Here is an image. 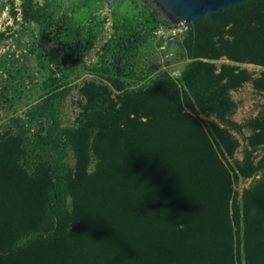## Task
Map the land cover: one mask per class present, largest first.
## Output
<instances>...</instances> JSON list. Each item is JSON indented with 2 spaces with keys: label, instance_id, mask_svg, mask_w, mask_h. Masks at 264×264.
Wrapping results in <instances>:
<instances>
[{
  "label": "trees",
  "instance_id": "16d2710c",
  "mask_svg": "<svg viewBox=\"0 0 264 264\" xmlns=\"http://www.w3.org/2000/svg\"><path fill=\"white\" fill-rule=\"evenodd\" d=\"M140 5L144 23L170 26ZM57 8L40 34L42 66L51 51L62 50L66 15ZM213 15L223 16L216 25L233 35L219 46L211 28L189 37L192 62L181 73L182 88L165 77L127 90L122 79L133 35L123 32L111 87L84 89L88 105L76 128L57 124L49 98L46 123L32 143L20 134L0 135V264H240V223L244 264H264V179L244 192L240 208L233 190L237 176L255 172L252 150L264 146V118L255 122L235 173L226 158L238 143L198 117L224 122L229 91L252 79L211 61L225 57L264 68V0L205 16ZM85 50L82 41L63 49L60 65ZM253 86L264 94V71ZM29 146L37 153L30 164ZM66 146L73 168L61 163Z\"/></svg>",
  "mask_w": 264,
  "mask_h": 264
},
{
  "label": "rangeland",
  "instance_id": "374dc122",
  "mask_svg": "<svg viewBox=\"0 0 264 264\" xmlns=\"http://www.w3.org/2000/svg\"><path fill=\"white\" fill-rule=\"evenodd\" d=\"M139 3L156 12L144 0H0V135L20 134L25 143H32L46 123L42 110L49 98L57 124L76 128L88 105L84 89L91 85L111 87L120 47L118 37L123 32L133 35L132 47L126 54L127 77L122 79L127 90L145 88L165 77L176 80L182 88L181 73L192 62L186 51L189 37L202 35L211 28L214 42L219 46L217 43L224 35H233L232 31L221 28L219 21L216 25V20L223 16H203L183 28L144 23V8ZM55 7L66 15L62 50H69L78 41L86 45L84 54L70 59L64 67L60 65L62 50L50 52L47 66H42L37 57L40 34ZM242 18L241 15L238 19ZM211 62L218 70L223 65L238 67L252 78L229 91L232 108L221 124L211 115L198 114L205 122L219 124L238 143L234 154L226 158L236 173L248 139L257 132L255 122L264 118V94L253 86L264 68L231 62L225 57ZM36 154L29 146L26 161L33 162ZM252 160L254 174L234 179L239 208L244 192L264 179V146L252 150ZM61 163L69 168L74 166L69 146L62 150ZM67 204L70 208L69 198ZM235 233L240 264H244L241 223ZM29 240L28 236L19 243Z\"/></svg>",
  "mask_w": 264,
  "mask_h": 264
},
{
  "label": "water",
  "instance_id": "95a60500",
  "mask_svg": "<svg viewBox=\"0 0 264 264\" xmlns=\"http://www.w3.org/2000/svg\"><path fill=\"white\" fill-rule=\"evenodd\" d=\"M167 23L189 25L201 17L228 10L248 0H144Z\"/></svg>",
  "mask_w": 264,
  "mask_h": 264
},
{
  "label": "built area",
  "instance_id": "2783aa9c",
  "mask_svg": "<svg viewBox=\"0 0 264 264\" xmlns=\"http://www.w3.org/2000/svg\"><path fill=\"white\" fill-rule=\"evenodd\" d=\"M177 26L182 27V28L184 27V25H177ZM180 31H181V30H180Z\"/></svg>",
  "mask_w": 264,
  "mask_h": 264
}]
</instances>
